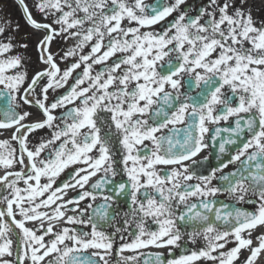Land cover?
I'll list each match as a JSON object with an SVG mask.
<instances>
[{
	"label": "snow or ice",
	"instance_id": "obj_1",
	"mask_svg": "<svg viewBox=\"0 0 264 264\" xmlns=\"http://www.w3.org/2000/svg\"><path fill=\"white\" fill-rule=\"evenodd\" d=\"M18 3L33 32L0 18V133L11 130L0 139V264H110L114 250L117 264H237L242 250V264H257L264 15H253L256 0ZM33 44L43 67L31 72ZM25 105L43 118L29 121ZM150 247L167 256L142 251Z\"/></svg>",
	"mask_w": 264,
	"mask_h": 264
},
{
	"label": "flooded vegetation",
	"instance_id": "obj_2",
	"mask_svg": "<svg viewBox=\"0 0 264 264\" xmlns=\"http://www.w3.org/2000/svg\"><path fill=\"white\" fill-rule=\"evenodd\" d=\"M26 3L29 4V7L31 9L32 7V0H25ZM146 3H152V0H145ZM189 2L191 3L192 0H189ZM261 0H256V6L255 8L253 9V15L254 16H261V15H264V11H258V9L261 8ZM0 18H6V19H10L13 24H16V23H19L21 25V28L24 29V31L28 32V33H31L33 32V30L31 28H28L26 25H25V21L24 19L22 18V9L20 8L19 6V3H18V0H0ZM37 19H40L39 16L36 17ZM24 31H22L19 35H20V38L21 39H25V34H24ZM52 50L55 52L58 50V45L56 43H54L52 45ZM29 53L30 55L32 56V62H31V67H30V71L31 72H34L37 68H40V67H43V65H40L36 59V53H35V45L33 44L31 47H30V50H29ZM61 67L63 68L64 65L61 64ZM71 82V81H70ZM63 91V90H61ZM51 98V96H50ZM2 103V102H0ZM26 110H29L30 112L33 113L32 116L29 117V121H35L37 119H42L43 117L41 116L40 112H39V109L37 108H28V106H24ZM60 110H57V112H59ZM223 124V122H222ZM49 135V130L48 129H44V130H39L37 131L36 133L34 134H31L30 135V147L35 144L36 142H38L41 138H45ZM11 136V130H8V131H4L2 133H0V139H5V138H10ZM13 146L14 147H17L18 149V145L13 142ZM208 151L209 150H205L203 152H201L199 154V156L197 157V159H201L203 158L204 156L208 155ZM27 163V161H25ZM209 162L212 163V164H215V160L210 157L209 158ZM16 170L19 169V165H16L15 166ZM233 168V165H229V167L227 169H225V171H231ZM3 169L0 168V175H3ZM66 178V175L65 174H62V176L59 178L58 180V183L59 181L63 180ZM98 177H94L92 179V181L90 182H94L95 179H97ZM42 183L46 182L44 178H42ZM21 187H23V184L21 183L20 184ZM69 197L74 195V193L72 191H69L68 193ZM218 199L220 200H223L224 197H218ZM98 203L100 201H97ZM87 202H82L81 204V207H84L85 204ZM125 205L123 204V202H121V207H124ZM244 207L246 208H251L252 206L251 205H244ZM43 211H49L48 209H41ZM71 214V213H69ZM19 218V217H17ZM39 223V222H37ZM61 224H63V221H61ZM28 227H33V224L31 222H29V224L27 225ZM58 227L60 225H57ZM259 234H264V227H258L257 229H255L253 232H252V238H253V246L257 245L258 244V240L256 239V237L259 235ZM12 240H13V253H15L16 251V237L13 235L12 237ZM117 246H118V243H117ZM234 246L233 244H229L227 247L230 248ZM142 251H145V252H149V253H155V252H163L165 254V256H167V249H156V248H153V247H150L148 249H145V250H142ZM132 253L130 252H125L123 255H131ZM176 254L179 255L180 254V250H176ZM249 255V252L248 251H244L242 250L241 254H240V259L239 261H237V264H242L243 260L245 259V257ZM119 260V257L118 255L116 254L115 250L113 251L112 253V256L110 257V264H117V261ZM257 264H264V253L261 254L259 260L257 261Z\"/></svg>",
	"mask_w": 264,
	"mask_h": 264
}]
</instances>
